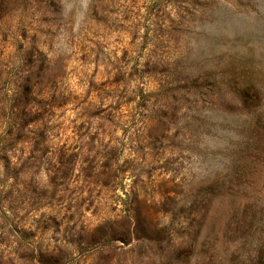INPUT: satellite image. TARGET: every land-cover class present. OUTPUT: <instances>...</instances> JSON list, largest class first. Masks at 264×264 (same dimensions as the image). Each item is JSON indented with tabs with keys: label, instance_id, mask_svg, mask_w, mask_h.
Returning <instances> with one entry per match:
<instances>
[{
	"label": "rangeland",
	"instance_id": "374dc122",
	"mask_svg": "<svg viewBox=\"0 0 264 264\" xmlns=\"http://www.w3.org/2000/svg\"><path fill=\"white\" fill-rule=\"evenodd\" d=\"M7 122L0 264H252L264 0H0Z\"/></svg>",
	"mask_w": 264,
	"mask_h": 264
},
{
	"label": "trees",
	"instance_id": "16d2710c",
	"mask_svg": "<svg viewBox=\"0 0 264 264\" xmlns=\"http://www.w3.org/2000/svg\"><path fill=\"white\" fill-rule=\"evenodd\" d=\"M31 53L33 54V51ZM38 85V82L32 83V85L28 86L24 92V95H26V97L29 99V102L26 104V109H28V114L30 116L29 121H33L35 124L43 119L41 117H44V113L47 111V109H45L42 112L41 108L37 106V104L47 101V99H49V95H53L50 88L41 89L38 87ZM19 126L20 124L17 122H7L5 128L0 127V162H2L1 167L5 170H9L12 165L15 164V161L13 160V154L15 152L13 151L16 149V143L19 139L15 140L13 134L16 132ZM46 128L42 129L40 133L45 134V132L48 131V128ZM55 162L57 165H59V168H63L64 170L67 169L68 162L64 160V154H61V156L57 158ZM1 190L2 188L0 186V191ZM254 257L255 258L252 264H264V243H262L258 248Z\"/></svg>",
	"mask_w": 264,
	"mask_h": 264
}]
</instances>
